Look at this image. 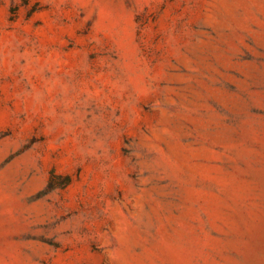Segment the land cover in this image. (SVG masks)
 Listing matches in <instances>:
<instances>
[{"label":"rangeland","instance_id":"374dc122","mask_svg":"<svg viewBox=\"0 0 264 264\" xmlns=\"http://www.w3.org/2000/svg\"><path fill=\"white\" fill-rule=\"evenodd\" d=\"M0 264H264V0H0Z\"/></svg>","mask_w":264,"mask_h":264}]
</instances>
